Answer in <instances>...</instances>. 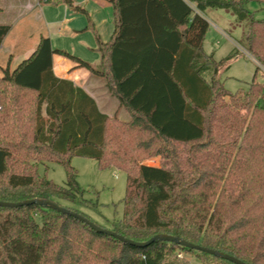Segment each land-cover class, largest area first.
Returning <instances> with one entry per match:
<instances>
[{
    "label": "trees",
    "instance_id": "trees-1",
    "mask_svg": "<svg viewBox=\"0 0 264 264\" xmlns=\"http://www.w3.org/2000/svg\"><path fill=\"white\" fill-rule=\"evenodd\" d=\"M45 1L86 14L72 0ZM108 1L114 28L106 43L95 33L98 65L41 37L13 71L10 60L0 68V201L45 200L134 242L167 235L264 264V19L249 0ZM207 9L243 25V48L259 65L246 90L230 93L216 78L220 62L203 50ZM9 30L0 25V47ZM53 55L103 78L129 119L56 77ZM72 157L126 174L122 216L109 228L73 206L89 203ZM152 157L158 166L142 163ZM45 163L63 168L64 185L40 172ZM178 254L233 264L168 241L129 245L46 206L0 207V264H190Z\"/></svg>",
    "mask_w": 264,
    "mask_h": 264
},
{
    "label": "rangeland",
    "instance_id": "rangeland-1",
    "mask_svg": "<svg viewBox=\"0 0 264 264\" xmlns=\"http://www.w3.org/2000/svg\"><path fill=\"white\" fill-rule=\"evenodd\" d=\"M74 1L79 2L80 4H78L85 9H92L90 20L97 23L95 24L96 31L103 38L110 40L113 32L112 6L107 4L98 7L97 3H95L96 5L92 3V0L85 6L83 0ZM2 4L3 1H0V6ZM244 7L251 11L256 19H264V0H249ZM43 8L44 13L48 12L49 15L48 18L45 15L47 20L44 19L39 26L45 28L52 48L66 51L95 66L99 58L96 51V31L91 28L92 22L88 16L86 14L71 15L70 13L65 15L62 4ZM204 16L209 23V30L203 43V50L206 53H213L215 61L220 62L216 78L230 93L246 90L256 72V66L253 58L243 48V25L236 23L234 15L224 10L207 9ZM64 17L69 18V22L66 24L60 22ZM50 20L53 21L52 24H48ZM0 23L11 24L12 22L5 21L1 16ZM71 29H76V31ZM18 34L19 31L15 30L11 37L14 48H4L0 53V68L5 66L3 63H5L7 52L15 53L22 49L18 48ZM256 73V80L264 82V70L261 66ZM110 99L111 101H107V103L113 105L110 108L113 110L111 115H116L119 120L127 121L128 113L119 109L115 98L111 97ZM102 110L105 111L103 108ZM70 163L77 171V181L83 192L82 198L92 205L91 207L88 206L89 204L86 206L74 204L73 206L94 223L109 228L112 220L120 219L122 216L126 174L114 168L100 169L97 161L84 157H72ZM142 163L156 167L160 161L159 157H152L144 159ZM40 172L58 185L65 183L64 170L56 163L41 165ZM181 256L190 264H200V260L193 255L182 254Z\"/></svg>",
    "mask_w": 264,
    "mask_h": 264
},
{
    "label": "crops",
    "instance_id": "crops-1",
    "mask_svg": "<svg viewBox=\"0 0 264 264\" xmlns=\"http://www.w3.org/2000/svg\"><path fill=\"white\" fill-rule=\"evenodd\" d=\"M0 1H3V4L0 6V17L2 16L5 19V21L9 20L12 22L11 24L10 23H0V25L10 26L9 32L7 33V35L2 41V45L0 47V53L4 50V48H14L12 46L14 43L12 44L11 37L15 30L19 31V34H18L19 47L18 48H22V49L16 51L15 53L7 52L5 63H3V64H6L8 60H10V71H13L23 60L27 59L33 53L41 37L48 38L45 28L44 27L41 28L39 24L40 23L42 24L43 20L46 19V16L48 18V15H49L48 12L46 14L44 13L43 7L54 5V4L46 2L45 0H0ZM72 1L75 6H78L81 9L85 10L86 15L88 16L90 20L92 9L90 10L85 9L84 7H81V5H79L80 4L79 2L78 4L74 0ZM89 1L91 0H83V4H85L86 6V4ZM92 3H94V5H96L95 3H97L98 7L103 6V5L106 6L107 4L110 5L108 0H92ZM62 5L64 7L63 12L65 15L68 13H70L71 15L83 14V13H75L70 8H68L66 5L64 4ZM64 18L60 22L62 24L68 23L69 18H65V19ZM91 22H92L91 23L92 26L94 27L96 31L95 24L97 23H95L94 21H91ZM49 23L52 24L53 21L50 20L48 24ZM113 28H114V24H113ZM71 30L74 32L76 31V29H71ZM96 33L98 34V36H100L99 38L103 43H106L109 41V39L107 40L103 38V36L99 34V32L96 31ZM252 60L254 61L255 66H258V63L254 59ZM2 61H4V58H2ZM99 61H100V57L98 58V62L96 65L99 64ZM90 65L94 66L92 64ZM52 69L56 77L69 80L75 86L80 87L89 97H91L94 100V102L96 103L98 108L102 111V113L106 114L109 117L112 116L111 114L113 110H111L110 108L113 105L111 103H107V101H111L110 98L112 96L108 92V89L106 88V85H105V80L103 78L97 77L83 68L76 67L73 61H70L59 55H53ZM102 108L105 109V111L102 110ZM119 109H123V108H119ZM144 165H147V164L145 163Z\"/></svg>",
    "mask_w": 264,
    "mask_h": 264
},
{
    "label": "water",
    "instance_id": "water-1",
    "mask_svg": "<svg viewBox=\"0 0 264 264\" xmlns=\"http://www.w3.org/2000/svg\"><path fill=\"white\" fill-rule=\"evenodd\" d=\"M24 205H38V206L50 207V208L54 209L57 212L72 216V217L84 222L85 224H87L89 227H91L92 229H94L97 232H103V233H105L107 235L113 236L116 239H118L119 241H122L124 243L129 244V245L143 247V246H145V245H147V244H149V243H151L152 241H155V240L168 241V242H172L174 244H177L179 246H182V247H185V248H188V249L201 251V252L210 254L212 256L227 260V261H229V262H231L233 264H245V263L241 262L240 260H238V259H236V258H234V257H232L230 255H227V254L215 251V250H211V249H206V248L200 247L198 245H194V244L188 243V242H186L184 240H180L179 238L172 237V236H167V235H156V236H154L153 238L149 239L146 242H134V241L125 239L122 236H119V235L115 234L114 232H112L110 230L103 229V228H100L98 226H95L94 224L89 222L84 217H82V216H80V215H78V214H76L74 212H71L70 210H67L65 208L58 207V206L54 205L53 203H51L49 201L38 200V199L27 200V201L18 202V203H9V202L0 201V207H3V208H17V207H21V206H24Z\"/></svg>",
    "mask_w": 264,
    "mask_h": 264
},
{
    "label": "built area",
    "instance_id": "built-area-1",
    "mask_svg": "<svg viewBox=\"0 0 264 264\" xmlns=\"http://www.w3.org/2000/svg\"><path fill=\"white\" fill-rule=\"evenodd\" d=\"M47 1H51V0H47ZM178 257H182L181 254H178Z\"/></svg>",
    "mask_w": 264,
    "mask_h": 264
}]
</instances>
